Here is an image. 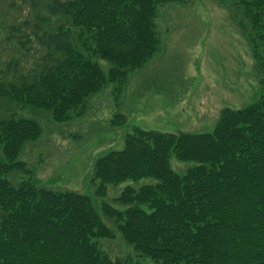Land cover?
Returning a JSON list of instances; mask_svg holds the SVG:
<instances>
[{
  "label": "trees",
  "instance_id": "obj_1",
  "mask_svg": "<svg viewBox=\"0 0 264 264\" xmlns=\"http://www.w3.org/2000/svg\"><path fill=\"white\" fill-rule=\"evenodd\" d=\"M18 1L33 13L0 21L11 48H0V107L42 109L62 123L160 50L155 19L172 0ZM217 3L247 39L258 98L222 108L210 131L127 133L122 149L96 158L89 180L103 197L107 185L153 178L123 188L118 207L103 201L99 211L87 194L40 184L18 157L41 124L2 113L0 264H142L103 251L98 241L115 232L152 264H264V0ZM16 4L0 0V14ZM94 58L110 63L107 73ZM172 158L186 166L174 170ZM17 172L25 176L14 180Z\"/></svg>",
  "mask_w": 264,
  "mask_h": 264
},
{
  "label": "rangeland",
  "instance_id": "obj_2",
  "mask_svg": "<svg viewBox=\"0 0 264 264\" xmlns=\"http://www.w3.org/2000/svg\"><path fill=\"white\" fill-rule=\"evenodd\" d=\"M12 10L8 13L5 9L0 21L18 23L33 13L27 3L18 0ZM155 21L160 50L144 65L126 72L124 82H106L89 97L82 116L57 123L42 109L11 105L6 111L7 107H0V116L16 112L41 124L39 138L25 143L18 157L40 184L87 194L99 211L103 201L118 207L113 198L123 188L153 183V178L107 185L103 197L94 193L97 184L89 180L96 158L122 149L127 133L135 128L174 133L210 131L222 108H241L258 98V74L250 46L227 8L217 0H172L159 9ZM2 42L5 37L0 35L3 51L8 47ZM94 60L108 72L111 65L107 60ZM170 165L177 171L186 166L173 158ZM22 176L17 172L14 180ZM98 243L113 259L152 264L137 257L116 232L113 238H102Z\"/></svg>",
  "mask_w": 264,
  "mask_h": 264
}]
</instances>
